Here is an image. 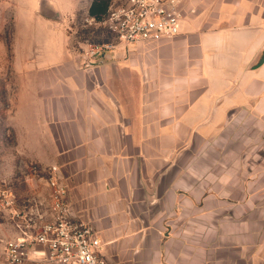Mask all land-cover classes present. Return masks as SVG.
Returning <instances> with one entry per match:
<instances>
[{"label": "crops", "instance_id": "0c3cea01", "mask_svg": "<svg viewBox=\"0 0 264 264\" xmlns=\"http://www.w3.org/2000/svg\"><path fill=\"white\" fill-rule=\"evenodd\" d=\"M186 4L179 35L94 58L48 34L57 57L30 62L23 98L51 147L42 170L59 167L71 216L99 232L111 264H264V188L214 159L200 173L193 146L200 126L208 134L230 117L234 95L253 97L264 118V0ZM35 181L48 199L47 181Z\"/></svg>", "mask_w": 264, "mask_h": 264}, {"label": "rangeland", "instance_id": "374dc122", "mask_svg": "<svg viewBox=\"0 0 264 264\" xmlns=\"http://www.w3.org/2000/svg\"><path fill=\"white\" fill-rule=\"evenodd\" d=\"M91 2L0 0V187L12 189L19 197L36 195L40 187L35 180L40 178L34 175V166L42 170L46 162L40 161V155L51 153L40 129H31L37 122H32L31 110L26 107L28 102L23 100L27 97L26 90L32 89V84L29 87L25 83V72L29 78L32 72H37L30 62L37 65L35 62L39 59L42 66L55 60L53 39L48 37L52 30L66 33L70 48L79 55L90 44L118 43L111 32L89 15ZM30 31L38 32L37 39L43 40L40 41L42 51L32 45ZM233 99L230 117L208 134L207 128L200 126L202 132L193 137L200 173H205L206 163L214 159L216 168L217 162L221 167L222 163H228L230 174L246 177L248 188H264V118L256 115L253 97L248 96L242 103L237 101L238 96L234 95ZM216 122L218 125V119ZM191 154L190 148L187 149L184 158L189 159ZM236 184L237 179L232 176V188ZM2 220L10 224L8 218ZM7 237L10 234L0 223V255L2 239ZM0 264H5L1 256Z\"/></svg>", "mask_w": 264, "mask_h": 264}, {"label": "built area", "instance_id": "2783aa9c", "mask_svg": "<svg viewBox=\"0 0 264 264\" xmlns=\"http://www.w3.org/2000/svg\"><path fill=\"white\" fill-rule=\"evenodd\" d=\"M186 0H109L105 15L95 22L105 27L118 43L134 45L171 38L181 33L188 11ZM190 9V12H194ZM115 44H90L89 58L104 54ZM59 167L34 166V175L47 181L48 199L38 195L19 197L0 187V219L8 218L16 231L2 239L5 264H111L99 232L71 216L68 185L58 176ZM1 222V221H0Z\"/></svg>", "mask_w": 264, "mask_h": 264}, {"label": "trees", "instance_id": "16d2710c", "mask_svg": "<svg viewBox=\"0 0 264 264\" xmlns=\"http://www.w3.org/2000/svg\"><path fill=\"white\" fill-rule=\"evenodd\" d=\"M109 0H92L88 13L96 20H100L107 12Z\"/></svg>", "mask_w": 264, "mask_h": 264}, {"label": "water", "instance_id": "95a60500", "mask_svg": "<svg viewBox=\"0 0 264 264\" xmlns=\"http://www.w3.org/2000/svg\"><path fill=\"white\" fill-rule=\"evenodd\" d=\"M263 62H264V53H263V55L261 56V58H260V60H259V62H258L257 65H261Z\"/></svg>", "mask_w": 264, "mask_h": 264}]
</instances>
